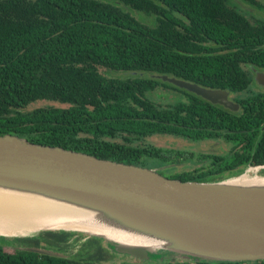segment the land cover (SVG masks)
Returning a JSON list of instances; mask_svg holds the SVG:
<instances>
[{"label": "trees", "instance_id": "obj_1", "mask_svg": "<svg viewBox=\"0 0 264 264\" xmlns=\"http://www.w3.org/2000/svg\"><path fill=\"white\" fill-rule=\"evenodd\" d=\"M231 5V0H0V135L156 170L205 156L157 147L146 137L197 141L222 138L224 129H233L242 140L251 120L256 128L264 124L260 112L222 114L225 107L157 77L165 74L231 93L244 90L250 78L240 64L263 61L264 22H249ZM160 88L181 91L186 101L164 106L153 96ZM38 100L58 105L29 110ZM245 102L240 101L242 109L248 110ZM210 128L218 134H207ZM256 144L254 159L237 154L229 164L201 162L193 170L158 171L182 181L222 180L223 171L235 166L241 172L250 164H264V131ZM44 232L47 245L28 237L21 239L22 247L66 251L69 239L79 243L75 232ZM3 239L0 264H103L108 252L96 236L70 257L10 249ZM143 264H264V259Z\"/></svg>", "mask_w": 264, "mask_h": 264}, {"label": "water", "instance_id": "obj_2", "mask_svg": "<svg viewBox=\"0 0 264 264\" xmlns=\"http://www.w3.org/2000/svg\"><path fill=\"white\" fill-rule=\"evenodd\" d=\"M157 77L212 103L231 110L238 108L225 90L206 88L165 74ZM262 77L258 73L257 78ZM259 167L262 168L259 175L240 173L217 181H182L166 177L154 168L36 144L17 135H0V186L29 189L101 210L113 226L152 234L161 243L150 249L121 243L101 233L54 227L24 234L0 233V239L64 230L101 237L114 254L144 261L163 253L171 255L167 259L192 261L261 260L264 259V187L237 186L230 181L243 175L264 178V165ZM21 248L55 255L42 248Z\"/></svg>", "mask_w": 264, "mask_h": 264}, {"label": "bare ground", "instance_id": "obj_3", "mask_svg": "<svg viewBox=\"0 0 264 264\" xmlns=\"http://www.w3.org/2000/svg\"><path fill=\"white\" fill-rule=\"evenodd\" d=\"M231 184L264 187V178L243 175ZM98 209L45 194L0 186V233L24 234L45 227L101 233L121 243L154 249L161 240L152 234L113 226ZM69 245V244H68Z\"/></svg>", "mask_w": 264, "mask_h": 264}, {"label": "flooded vegetation", "instance_id": "obj_4", "mask_svg": "<svg viewBox=\"0 0 264 264\" xmlns=\"http://www.w3.org/2000/svg\"><path fill=\"white\" fill-rule=\"evenodd\" d=\"M231 2H232L231 6H233L239 13H241L244 16V18L248 19L249 22H252V23L264 22V0H254L252 3H248L243 0H231ZM240 65H241V68L246 70L247 76L250 78V81L244 90L238 91L235 93H231L227 89H220V90L227 91L228 99L238 104V108L236 110H231L225 107L224 111H222V114H227V115L232 116V115L242 114L246 112V113H252L255 115L258 112H260L261 120H263V123H264V110L262 111L253 110V107H256L258 105H261L264 107V59L263 61L256 62L255 64H253L252 62H249V63L245 62V63H241ZM258 73L263 75L261 80L257 78ZM211 89H214V88H211ZM177 92L184 94L181 91H177ZM184 96H185L184 99L176 98L175 101L166 102L164 104L162 103V105L166 106L167 104H173L177 100L186 101V95L184 94ZM243 100L246 101L245 106L249 107L248 110L242 109V105L240 101H243ZM210 103L213 105L220 106V104L218 103H212V102ZM218 112L220 113V110L214 111V113H218ZM249 123L251 124L250 127L248 128L249 135L243 137L242 140H237V137L234 135L235 133L238 132V130L224 129L223 130L224 135L222 138L216 137V136H209V137L201 138L197 141H191L188 138L180 137L184 140H188V141L206 146V150L197 151V152L189 150V149L188 150L180 149V150L186 151V155L190 154V152H193L195 156H198V155L205 156L202 158V161L189 160L192 163H197L198 165H196V167H199L201 165V162L202 164L208 165V166L229 164L231 162H234L233 157L237 154L239 155L250 154L252 156V159H254L255 157L254 151L258 147L256 144V140L260 136L261 132L264 131V124L260 128H256L255 121L251 120ZM206 131H207V134L209 135L218 134V131H216L214 128L207 129ZM259 165H264V164H250L247 167L259 166ZM196 167L192 168L191 170L195 169ZM240 167L235 166L233 168H230V170L228 171H223V175L226 174L224 178L237 175L246 169L245 167L240 172L238 171V168ZM158 170H163V169L161 168L157 169V172H159ZM45 233L46 232L42 231L34 236H31V238L32 237L38 238V239L41 238L38 240V244L41 246L47 245V243L42 239ZM77 236H80L81 238V236L83 235H79L77 233L73 234V237H77ZM89 237L90 236H86V235L82 237L83 242L89 239ZM22 238H28V237H11V238H5L4 240H6L8 243L14 244V245H11L12 247H20V246L22 247V245L25 244L24 242H22L21 240ZM70 242H73V239H69L68 241H66L67 244H70ZM61 244H64V243H61Z\"/></svg>", "mask_w": 264, "mask_h": 264}, {"label": "rangeland", "instance_id": "obj_5", "mask_svg": "<svg viewBox=\"0 0 264 264\" xmlns=\"http://www.w3.org/2000/svg\"><path fill=\"white\" fill-rule=\"evenodd\" d=\"M139 14V13H138ZM101 71L106 72L104 68H100ZM120 74V73H119ZM112 76L117 75L115 73L110 74ZM123 75H126L125 73ZM153 96L155 97V100L160 102V103H166V102H173L176 100V98H180V99H184L185 96L182 93H179L173 89H164V88H160L157 89L153 92ZM47 105H58L57 102L54 101H47V100H38L32 104H30L28 106V109L31 110L33 108L36 107H40V106H47ZM145 142L152 144L154 146L157 147H166V148H173V149H189L192 151H202V150H206V146L204 145H200L188 140H184L180 137H175V136H170V135H153V136H149L145 138ZM196 165H198L197 163H192L189 160H185V161H181V162H174L171 163L169 165L160 167L163 170L169 171L171 170L172 172H178V171H182L184 169H192L194 167H196ZM157 168V169H160ZM260 169H262L259 166H250V167H246L245 170H243L241 172V174H249L254 175V174H261ZM245 171V172H244ZM240 174V173H239ZM238 175V174H237ZM56 231V230H54ZM79 235H83L81 236L80 240L78 241L79 243H76V245L74 244V242H70V246H68V248L66 249V251L64 250H55L56 248L53 247H49V248H42V250L46 251V252H51L54 253L55 255H63V256H74L77 254V251L80 248V244L83 242V238L86 234L85 233H81V232H75ZM88 236V235H86ZM4 243L9 244L8 247L11 249L13 248L11 245V243H8L6 240H3ZM101 245L103 247H106L108 249V252L103 253V260H99L101 263L103 264H143V263H148V262H157V261H163V260H167V258H170V254L168 253H163L160 255V257L157 258H153V259H149L148 261H144V260H140L138 258H135L133 256L130 255H125V254H119L116 252V254H114L107 245V242L105 239H103L101 241ZM157 251V250H156ZM158 253V252H157ZM170 260H179L178 257L174 258V259H170Z\"/></svg>", "mask_w": 264, "mask_h": 264}]
</instances>
